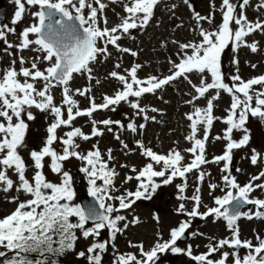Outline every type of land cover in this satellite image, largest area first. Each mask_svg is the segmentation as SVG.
Returning <instances> with one entry per match:
<instances>
[{
    "label": "snow or ice",
    "instance_id": "snow-or-ice-1",
    "mask_svg": "<svg viewBox=\"0 0 264 264\" xmlns=\"http://www.w3.org/2000/svg\"><path fill=\"white\" fill-rule=\"evenodd\" d=\"M110 2L122 3L125 13L120 16V22L110 28L107 26L105 15L107 5L102 0H11L15 5L10 21L12 26L7 23L0 24V41L6 45L4 51L8 55H14L9 51L13 48L18 52L29 50L38 54L31 58L30 67L24 66L28 61L21 55L19 70L14 67V59L12 66L4 69L0 75V192L15 191L31 197L24 201H19L18 196L9 198V202H19L14 211L0 218V249H4L0 250V258H3L0 264H58L57 258L75 251L76 242L81 237L85 240L91 238L92 243L87 246L86 251L76 253L77 258L86 259L87 264H102L103 254L107 252L108 247L111 245L115 248L113 242L117 234L129 227V223L120 227V222L126 221V217L118 213L131 209L141 199H151L161 185H169L176 178L184 181L183 184L177 185L181 193L178 199L194 202L190 211L184 203H180L176 212L189 219L181 221L178 227L170 230L169 239L158 240L150 250L146 251L142 245L130 242V247L138 249L140 258L130 252L116 254L113 264H156L158 254L168 250L172 253L183 252L195 264H227L230 257L232 264H264V238L257 235L255 244L251 240H241L237 223L241 218L264 219V198L251 196L258 189L264 191V182L256 183L264 181V168L257 175L251 176L243 186L231 174L230 169L233 150L245 148L250 142V130L246 127L249 119L256 118L264 122V74L243 80L238 74L239 61L234 56L230 64L236 66V69L235 74H227V79L231 81L229 84L226 82L222 59L223 53L229 47L233 53H237L241 47H247L256 53L258 43L248 42L246 37L257 32L264 33V19L249 21L246 9L251 6V0H221V22L211 30L202 27V23L214 25V13L204 16L193 11L195 28L192 30L198 32L199 39L195 42L178 43L175 53L178 62L169 58L168 75H149L141 79L138 77V70L142 67L140 64H133L126 69V75L111 71L108 76L118 81L122 87L116 89L113 95H103V102L97 104L95 97L90 95V87L73 90L70 87L71 81L76 75L85 74L90 81L94 79L92 65L98 62L100 56L111 55L109 46L117 52L137 56V52L122 47L118 42L130 36L131 30H143L147 27L161 0ZM183 3L193 9L190 0H183ZM212 7L215 9V5ZM255 7L256 10L264 12V0H258ZM172 8L174 9L175 5H172ZM25 15L32 17V23L19 33V42L13 44L7 40V34H16L14 26L22 22ZM117 15L119 16V13ZM40 64L47 66L41 69ZM114 67L119 69L121 64L116 63ZM190 74L198 75L199 84L192 82ZM181 78L194 89V94H190L191 99L185 102L193 105V111L185 114L186 119L190 121V133L185 139L191 143V147L184 149V153L190 154V161L185 163V155L175 148L170 149L167 154H159L137 140L136 146L148 162L139 170L133 166L131 171L135 176L128 175L124 180V183H127L135 179L138 182L136 190H125L120 195H113L118 191L114 184L118 173L109 167V161L114 159L112 150H107V159L103 158L97 145H93L94 150L84 154L78 150L80 145L77 141L101 137L104 129L112 132L113 125L123 129L124 125L119 120L97 121L93 118L97 111H116V107L122 102L135 110V115L154 121V116L147 115L149 109L141 106V98L145 94L155 95L158 90H163L165 86ZM99 82L96 81L97 84ZM38 83H42L39 88ZM57 87L61 89L60 104L55 103L53 95V89ZM212 90L214 94L206 97ZM222 93L231 97V104L225 109V117H216L214 101L218 100ZM77 95L89 100L88 108L79 107V101L74 98ZM201 98L207 99L203 108L195 105V101ZM32 109L44 113L46 119L51 117V122L46 128L47 135L42 147L29 151L31 168L34 170L29 180L26 176L29 165L20 152L28 147V122L35 119ZM150 110L159 111L156 108ZM79 117L89 118L90 134L84 133L81 127L74 126V121ZM214 120H220L226 125L223 135H217L214 139L226 143L223 154L208 160L206 143L210 139ZM100 125H103L104 129L99 127ZM145 127L144 123L137 125L135 122L126 125L127 130L134 135L138 134V129L143 130ZM61 128L70 130L59 135ZM201 130L202 138L199 136ZM234 131L242 133L239 140L233 138ZM115 139L120 140V136L116 135ZM56 143L62 146L61 151L54 147ZM120 143L123 148H129L124 141L120 140ZM71 158L82 162L79 171L87 179V192L94 201L87 208L73 203L76 195L74 179L63 166L64 162ZM248 158L254 166L264 162V154L256 149L251 150ZM46 161L50 171L60 178L59 183L46 179L43 171ZM221 162H224L220 169L223 173V185L210 183L209 188L214 191L219 187L224 195L214 197L215 206L205 205L206 211L200 212V187H195L191 197L183 195L187 186V174L195 171L197 182H203L205 176L210 174L203 171L202 166ZM156 166H159V170ZM9 172L15 175V181ZM154 178H161L160 182L157 183ZM114 202H118V205ZM248 205L254 206L255 211L243 210ZM114 213L116 214L113 215ZM197 217L201 220L213 217L214 222L222 219L231 233L230 237L218 241L213 238L214 242H209L207 251L198 255L193 254L190 245L186 250L181 249L177 246L178 241L185 236L193 218ZM72 218H75V221ZM154 219L158 220L157 217ZM130 223H138V219L133 218ZM104 230L109 236L101 241L99 237ZM225 247L232 251H222ZM242 249L247 250L243 256L240 255ZM9 253L12 255L9 256ZM214 253H219V257L213 259ZM32 254H35V257Z\"/></svg>",
    "mask_w": 264,
    "mask_h": 264
},
{
    "label": "rangeland",
    "instance_id": "rangeland-1",
    "mask_svg": "<svg viewBox=\"0 0 264 264\" xmlns=\"http://www.w3.org/2000/svg\"><path fill=\"white\" fill-rule=\"evenodd\" d=\"M5 2V16L8 21H11L13 16L15 5L11 3V0H4ZM107 7L105 9V15L108 20L107 26L110 28L120 22V16H124L122 3L113 4L110 0H102ZM237 2V0H233ZM193 5V9H189L187 5L183 3V0H161L160 4L155 8L154 16L151 19L149 25L143 30H131V35L121 39L118 43L122 47L131 49L137 52V56L133 57L128 53L117 52L112 46H109L110 56H100L98 62L92 65V75L94 79L91 81L87 78V75H76L71 81L70 87L75 89H82L90 87L92 89L90 95L95 97L97 104L102 103L103 95H113L114 91L122 86L114 78L108 76L111 71H118L121 74H125L126 69H129L133 64H140L142 67L138 70V77L141 79L146 78L149 75H156L163 77L169 74L170 64L168 63L169 58L173 61L178 62L176 51L178 49V43L195 42L199 39L198 32L193 31L195 28V21L192 19L193 11L200 13L201 15L207 16L210 13H214V25H210L207 22L202 23V27L211 30L215 25L221 22V13L219 6L221 0H190ZM256 3L258 0H251V6L246 9V15L249 21H255L256 19H264V12L256 10ZM175 5V8H172ZM215 5V9L212 7ZM119 13V16L117 15ZM5 20V22H7ZM32 23V17L25 15L22 22L18 23L16 34H8L7 40L13 44L19 42V33L28 25ZM3 24V23H0ZM177 25H182L177 27ZM12 26V25H11ZM103 27V23L101 22ZM233 27H235L233 25ZM248 42H257L258 51L253 53L247 47H241L237 53H233L231 47L226 49L222 55L224 64V73L226 74V82L231 84V81L227 79V74H235L236 66L230 64V61L235 56L239 63V75L245 81L250 78L258 77L264 74V33H254L246 37ZM177 42V43H174ZM6 45L0 41V75H2L4 69L12 66V61L15 59L16 64L14 67L19 70L21 67L19 63V57L23 55L26 61L24 66L30 67L31 58L38 55L35 52L24 50L18 52L15 48L9 49L14 55H8L4 48ZM116 63H120L121 67L116 69L114 66ZM251 65H256L253 68ZM46 64H40L39 67L43 69ZM190 78L194 84H199V77L197 74H190ZM23 80V78H20ZM99 80V84L96 81ZM42 83H38L37 87H41ZM259 88V86H255ZM194 94V89L187 81L183 78L173 82L172 84L165 86L163 90H158L155 95L145 94L141 100V106L146 107L148 110L147 115L149 117L154 116L155 120H144L143 116L135 115V110L131 109L128 104L121 103L116 107V111L104 110L97 111L94 113L93 118L97 121L103 119L119 120L124 125L121 129L113 125V131L108 132L104 129L103 125H100L104 129V133L101 137H94L89 141L78 140L79 151L86 154L89 150H94L93 145H97L101 151L103 158L107 159V150L111 149V154L114 157L113 160L109 161V167L112 166L114 169H118V181L124 182V177L128 174L132 168V164H141L147 158L143 157L140 150L136 146V141H141L146 147L152 148L159 154H167L170 149H177L185 155V163L190 161V154L184 153V149L191 147V143L185 139L190 133L189 124L190 121L186 119L185 114L193 111V105L185 103L191 99V95ZM214 94V90L206 94L210 96ZM53 95L55 103L60 104L62 101L61 89L59 87L53 89ZM79 101V107L86 109L89 107V100L75 96ZM207 103L206 98H201L195 101V105L199 107H205ZM231 104V97L228 94L222 93L220 98L214 101V116L225 117L227 115L225 109L229 108ZM156 108L159 111L152 112L150 109ZM35 119L29 123V129L26 135L27 149L21 150L20 154L29 165V170L26 173L27 178L31 180L33 175V169L31 168L32 161L29 158L30 150H39L43 141L47 135L46 128L48 123L51 122V117L46 119L44 113L39 112L36 109H32ZM129 122H135L137 125L140 123L145 124L143 130L138 129V134H132L127 130L126 125ZM74 126L81 127L82 131L86 134H90L91 123L88 117H79L74 121ZM224 125L220 120H214L213 126L210 130V139L206 143V158L211 160L213 156L221 155L224 151L225 141L215 140L214 137L217 135L222 136ZM246 127L250 130V142L247 147L233 150L234 170H231V174L236 177L238 183L243 186L247 183L251 176L257 175L259 171L264 168V162L254 166L250 163L248 158L251 154L252 149H256L257 152L264 154V122L259 121L256 118H250ZM67 128H61L58 131L59 135L63 133ZM119 135L120 140L124 141L129 148L125 149L122 147L120 140L115 139V136ZM241 132L234 131L233 138L239 140ZM199 136L202 138V130ZM57 151H61L62 146L59 143L54 145ZM131 149V151H129ZM143 157V158H142ZM224 162L220 164L209 163L202 166V170L210 175H206L203 182H197V173L187 174V186L183 193L184 196L194 194L195 187L198 185L201 189L200 196H203L202 206L199 211L204 212V207L215 206L214 197L224 195V193L218 187L214 191L209 188V184L223 185L221 176L223 173L220 171ZM121 165H127V167H121ZM64 169L69 171L74 179V190L75 198L73 203H78L80 194L84 191L87 192V179L84 174L79 171L82 166V162L71 158L65 161ZM236 169H241L237 172ZM46 179L53 183H59L60 178L52 173L47 167V161L45 168L43 169ZM80 173V174H79ZM10 177L15 181L16 177L14 174L9 172ZM79 176L81 180L78 182ZM264 181H257L260 183ZM98 183H101L98 181ZM184 181L181 178L175 179L169 185H161L157 191L152 195L151 199H141L139 203L134 204L131 209L122 210L118 214H122L126 217V221L120 222V227L124 223H129V227L122 233H118L115 240L114 246L110 245L105 254H103L102 264H113L114 255L122 253H133L139 256V251L136 247H130V242L136 245H142L147 251L150 250L158 240L169 239L170 230L179 226V223L183 220L189 219L183 214H178L176 208L179 205L180 200L178 197L181 195L177 185L183 184ZM131 184V180L124 184L125 187ZM78 187V188H77ZM211 192V195H210ZM18 196L19 201L30 199V196H25L23 193L10 191L9 193L0 192V218L6 217L17 207V202H9V198ZM252 197L264 198V191L256 190L251 194ZM190 201L187 200L186 209L189 210ZM252 210V209H250ZM248 211V210H247ZM114 213L113 215H115ZM157 217V219H154ZM133 218L138 219V223L131 224ZM75 221V218H72ZM239 236L241 240H251L254 244L256 236L259 235L264 238V219H252L241 218L238 222ZM189 239L186 242L178 243L177 246L181 249L186 250L190 245L194 255L202 254L207 251V245L210 241H218L219 239L230 237L231 233L226 227V222L222 219L214 222L213 217H208L201 220L199 217L193 218L191 226L187 229ZM197 233V235H193ZM199 233H203L201 236ZM159 234V235H158ZM80 233L77 231V236ZM108 232L102 231L99 239L101 241L108 239ZM92 242V239H83L82 237L77 240L75 245V251L67 252L63 256L58 257V264H87L86 259L77 258L76 253L80 251H86L87 245ZM214 242V241H213ZM4 250V249H0ZM222 251H229L225 247ZM247 250L242 249L240 255L246 254ZM12 253H9L11 256ZM35 257V254H32ZM170 255H175L173 263L168 261ZM219 257V253H214L212 258L216 259ZM3 258H0L2 261ZM231 257L227 261V264H231ZM156 264H195V262L186 254L172 253L170 250L158 256Z\"/></svg>",
    "mask_w": 264,
    "mask_h": 264
},
{
    "label": "water",
    "instance_id": "water-1",
    "mask_svg": "<svg viewBox=\"0 0 264 264\" xmlns=\"http://www.w3.org/2000/svg\"><path fill=\"white\" fill-rule=\"evenodd\" d=\"M2 10H3V4H2V1H0V16H1V14H2ZM94 203V201H93V198L92 197H90L89 195H87V194H82L81 196H80V205L82 206V207H84V208H87L89 205H91V204H93ZM98 207V206H97ZM246 208H248L249 207V205L248 206H245ZM90 225V224H89ZM185 237H183L182 239H184Z\"/></svg>",
    "mask_w": 264,
    "mask_h": 264
}]
</instances>
